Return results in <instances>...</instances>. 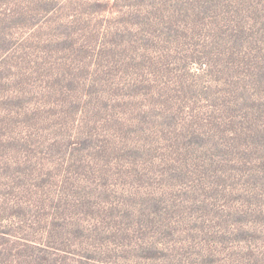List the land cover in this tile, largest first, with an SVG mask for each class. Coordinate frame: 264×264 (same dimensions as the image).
<instances>
[{"label":"rangeland","instance_id":"obj_1","mask_svg":"<svg viewBox=\"0 0 264 264\" xmlns=\"http://www.w3.org/2000/svg\"><path fill=\"white\" fill-rule=\"evenodd\" d=\"M168 5L169 0H0V99L12 98L0 105V128L5 125L4 133L18 141L7 150L9 157H28L35 166H22L18 179H10L11 186L21 185L10 203H22L25 212L4 220L12 239L8 245L14 246L0 244V264H37V239L43 229L60 253H76L67 255V264H264V248L251 256L250 245L233 246L225 232L216 238L223 227L217 220L211 224L214 229L198 221L193 202L201 192L198 185L191 187L196 181L190 178L182 184L170 181L168 199L173 201L164 219L166 230L157 235L168 243L170 256L147 261L132 247L145 238L144 231H134L138 225L133 219L144 209L146 191H152L149 177L160 160L154 146L160 145L164 159L175 163L177 143L187 129L201 123L213 103L197 92V84H207L200 82L202 76L194 71L198 66L190 62L191 53L198 54L196 34L157 36L169 23H197L192 9L188 18L182 9L171 22H163ZM216 68L208 69L205 79L220 86L228 78ZM19 98L16 109L10 103ZM180 103L194 112L177 114L174 109ZM160 106L164 116L176 113L174 123L168 126L154 117ZM4 118H10L11 125ZM150 121L165 130L154 136ZM77 134L91 136L97 150L99 144L112 153L120 149L113 166H118V155L124 167L93 168L84 174L81 169L87 164L67 163L70 150L65 147ZM71 170L79 176L77 194L67 181ZM45 178L43 187L36 188ZM57 217L60 228L46 229ZM70 220L84 225L78 238L70 231Z\"/></svg>","mask_w":264,"mask_h":264},{"label":"trees","instance_id":"obj_2","mask_svg":"<svg viewBox=\"0 0 264 264\" xmlns=\"http://www.w3.org/2000/svg\"><path fill=\"white\" fill-rule=\"evenodd\" d=\"M182 9L187 10L186 17L190 16L188 11L193 10L192 17L197 22L196 25L189 24V21L182 27L169 23L157 36L167 39L169 36L165 34L178 31L180 36L196 34L200 42L197 44L198 54L191 53L190 62L198 66L194 71L198 72L200 69L198 73L195 72L202 76L200 82L207 84L205 87H199L197 84V92L206 99L210 98L213 103L204 110L207 116L202 118L201 123L187 129V134L177 143L175 163L164 159L160 145L154 146L158 150L160 160L154 162L151 171L154 176L151 174L149 177L152 191H146L144 209L139 211L141 215H135L133 219V225H138L137 229L133 228L134 231H144L145 238L132 242V247L147 261L170 256L168 243L159 238L166 230L164 219L169 203L173 201L168 199L171 190L169 186L172 185L170 181L177 180L180 183L190 178L189 182H197L191 187L198 185V192H201V196L194 198L193 202L198 221L203 226L214 229L211 224L217 220V224L223 227L218 230L220 235L216 238H223L225 232L233 246L237 242L250 245L248 254L253 256L256 249L264 248V0H169V5L161 16L162 21L171 22L176 14L182 13ZM217 66H221V69L216 68ZM213 68L225 73L228 81L220 86L209 83L205 77L207 70ZM170 84L171 82L164 88H170ZM183 87L181 84V90ZM176 96L179 97V94ZM9 98L12 100L11 97L0 99V105L4 107L10 101ZM19 102L20 98L10 105L16 106L17 109ZM187 106L186 103H180L174 111L177 114L193 113ZM164 110L160 106L153 114L154 117H161L163 123L169 126L178 117H174L177 116L174 111L164 116ZM2 121L11 125L10 118H4ZM149 123L154 136L165 130L159 125L153 126L151 121ZM156 128L159 131L155 130ZM0 129V244L7 249L14 245H8V241L12 239L4 220H10L11 216L20 217L25 212L22 203H10L12 194L14 193L13 197L17 199L21 188L20 182L11 186L10 179H18L22 166H35L30 164L28 157L22 160L9 157L7 150L16 138L12 141L11 137L4 133L7 129L5 125ZM95 145L97 144L91 136L75 135L70 139L68 147H65L70 150L69 157H66L67 163L73 162L75 167L87 164V168L81 169L84 174H89L93 168L100 171L106 166L115 169L124 167L119 166L118 155V166H113V156L120 149L112 153L108 152L107 148H101L103 145L100 144L97 150ZM79 155L85 157L81 158ZM104 155L109 157L108 160L99 157ZM64 157L65 155H62V158ZM89 162L93 165H89ZM99 163L102 167L94 166ZM155 169L160 172L157 173ZM73 171H69L67 181L74 186L73 193L77 194L76 182L79 176L76 173L71 174ZM46 179H41L40 184L35 185L36 188H42ZM32 193L36 194L37 191L32 189ZM221 198L224 202L220 204L217 200ZM223 205L227 210L226 215ZM149 208L152 212L147 211ZM124 214L128 216L130 211H123ZM227 216H231V219L226 220ZM168 223L173 225L171 221ZM67 224L71 226L70 231L75 238L83 233L84 225L79 220H70ZM59 225L61 221L57 217L50 221L46 229H58ZM43 231L37 239V264H67V255L76 253L65 250L63 255L60 253L62 249L53 241L47 240V234ZM48 237L52 240L49 235ZM248 242H254V246ZM83 257L86 258L83 254L78 255V258Z\"/></svg>","mask_w":264,"mask_h":264}]
</instances>
